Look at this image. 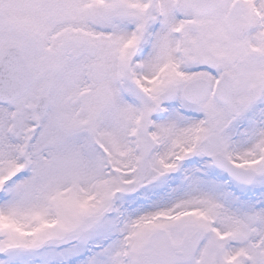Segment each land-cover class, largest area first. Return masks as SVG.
<instances>
[{
  "label": "snow or ice",
  "instance_id": "obj_1",
  "mask_svg": "<svg viewBox=\"0 0 264 264\" xmlns=\"http://www.w3.org/2000/svg\"><path fill=\"white\" fill-rule=\"evenodd\" d=\"M0 264H264V0H0Z\"/></svg>",
  "mask_w": 264,
  "mask_h": 264
}]
</instances>
